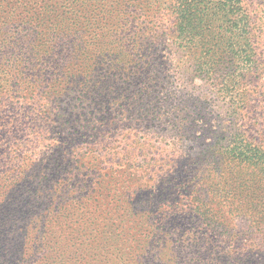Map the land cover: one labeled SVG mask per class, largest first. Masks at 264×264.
<instances>
[{"label": "trees", "instance_id": "obj_1", "mask_svg": "<svg viewBox=\"0 0 264 264\" xmlns=\"http://www.w3.org/2000/svg\"><path fill=\"white\" fill-rule=\"evenodd\" d=\"M262 38L258 19L246 0H0V96L16 98L21 104L0 102V109L19 110L18 116L32 125L43 119L59 122L72 114L83 129H95L99 123L103 130H118L123 122L133 120L142 130L157 131L161 126L170 131L172 126L180 143L189 137L183 129L197 124L198 117L213 114L205 122L211 136H206L209 143L200 156L214 163L203 177L208 188L203 194L196 192L195 180L188 176L182 186H187L189 198L175 205L180 211L175 220L164 223L170 212L161 200L156 203L162 194L151 191L123 198L118 210L111 200L112 206L100 211V219L74 228L78 235L93 234L99 240L96 244L103 239L120 241L118 251L122 262L126 258L124 264H147L167 236L197 235L190 228L178 231L183 224L179 220H194L203 231L229 232L225 214L235 211L220 199L245 179L236 176L235 168L252 167L264 179V139L255 136L258 121L249 116L256 114L254 101L264 93ZM151 138L126 150L124 165L138 171L137 186L145 183L139 170L153 177L155 165L147 158L143 163L136 161L137 155L147 152ZM87 151L95 163L100 162L99 154L91 148ZM32 153L37 152H26L28 159L34 157ZM7 154L16 158L4 170L9 176L0 181L7 179L4 187L25 191L22 201L14 195H8V200L18 207L44 204L46 176L29 181L31 174L20 162L22 151L12 149L2 157ZM89 191L82 188L81 198L88 201H75L83 213H90ZM70 198L65 191L61 205L54 202L55 209L59 212L63 204L73 203ZM48 200L45 208L54 205L53 196ZM2 203L0 220L6 217ZM90 225L94 228L89 229ZM237 242L249 250L230 256L229 264H259L264 242ZM83 243L76 251L70 248L74 264H82ZM4 245L0 242V264H18L11 258L5 260ZM36 254L28 256L30 264L48 263Z\"/></svg>", "mask_w": 264, "mask_h": 264}, {"label": "rangeland", "instance_id": "obj_2", "mask_svg": "<svg viewBox=\"0 0 264 264\" xmlns=\"http://www.w3.org/2000/svg\"><path fill=\"white\" fill-rule=\"evenodd\" d=\"M246 1L255 12L262 30L261 72L264 89V0ZM17 100L4 94L0 96V102H10L21 107ZM254 102L257 104V112H251L249 116L254 118L255 122L258 121L259 132L255 133V136L264 139V93ZM18 111L0 109V177L9 176L7 174L10 173H5L4 170L13 166L16 158L14 154L11 155L13 157L8 154L2 157V154L12 149L21 150L23 154L19 156L20 162L25 163V170L31 174L29 181H38L41 176H46L43 179L45 191L42 193L45 203H34L31 207L30 204L23 203L21 207L15 206L13 200H8V195H14L18 201H22L25 191L22 188L20 191L13 190L12 185L4 187L8 183L7 179L0 181V204L4 203L1 207L6 215L0 220V242L5 243L1 247L5 260L11 258L18 261V264H30L32 261L27 258L36 251V256L46 257L49 264H74L69 254L71 250L76 251L79 242H85L83 245L86 249L82 247L79 252L84 257L82 264H124L126 258L124 257L122 262L118 251L122 246L120 241L115 238L103 239L100 244H96L99 240L93 234L88 237L79 232L78 235V230L74 231V228L82 222L92 224V221L100 219V211L108 205L112 206V203H109L111 200L115 202L114 209L118 210L119 206L124 204L123 198H138L151 191L154 194H162L156 203L160 204L161 200L170 212V216L164 218L166 223L168 219L175 220L180 212L175 205L189 198L187 186H182L187 183L188 176L194 178L196 192L203 194L208 188L209 184L204 183L203 177L210 174L214 163L212 159H201L200 156L209 143L206 136L210 131L205 130V122L213 118V114L198 117L197 124L189 122L190 127L182 130V133L189 137L183 138L180 143L175 140L178 135L176 128L172 126L170 131L161 126L157 131L153 128L142 130L133 120L123 122L118 130H103L99 123L95 129H83L74 121L72 114H68L59 122L43 119L32 125L23 121L18 116ZM249 116L247 114V117ZM150 136L151 145L145 148L147 152L143 155H137L136 161L143 163L147 158L150 164L155 165L152 168L153 177L139 170L144 173L145 183L137 186L138 171L124 165L126 150H132L133 144L141 143ZM90 148L99 154L100 162L95 163L90 157L87 151ZM26 152L37 153H32L34 157L28 159ZM235 173L245 179L243 182H237L227 195L222 193L224 197L220 199V203L226 202L231 210L235 211L225 214L229 232L218 230L217 234L214 231H203L202 225L198 226L194 220H179L180 224H183L177 227L178 231L181 228H190L191 232L198 231L197 235L180 237L174 233L167 236L166 240L158 243L157 249L147 259V264H229L232 259L230 256H237L243 251L247 253L249 250L248 246L238 243V239L264 242V179L257 175L252 167L235 168ZM24 185L26 186V183H22V187ZM82 188L92 190L88 192L93 196L90 197L93 202L89 203L91 214L81 212L82 209L77 206L80 203H75L79 199L83 203L88 201L86 197L81 198ZM65 191L70 192V199H74V202L63 204L58 212L54 202L60 203L65 198ZM52 196L55 198V201H52L54 205L45 208L50 202L49 197ZM101 220L103 224L104 219ZM154 224L156 225L157 221H154ZM91 228L94 226L90 225L89 229ZM112 232L117 235L116 230L112 229ZM219 232H222V235ZM188 237L189 239H186ZM194 237L195 242L192 241ZM101 246L106 249L98 252ZM259 261V264H264V256Z\"/></svg>", "mask_w": 264, "mask_h": 264}]
</instances>
